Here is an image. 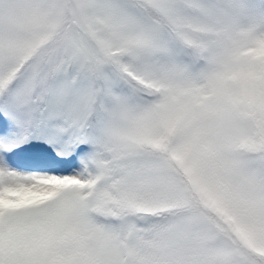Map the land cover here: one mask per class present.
<instances>
[{"label":"snow or ice","instance_id":"obj_1","mask_svg":"<svg viewBox=\"0 0 264 264\" xmlns=\"http://www.w3.org/2000/svg\"><path fill=\"white\" fill-rule=\"evenodd\" d=\"M0 264H264V0H0Z\"/></svg>","mask_w":264,"mask_h":264}]
</instances>
